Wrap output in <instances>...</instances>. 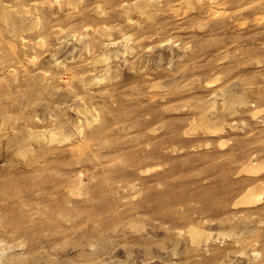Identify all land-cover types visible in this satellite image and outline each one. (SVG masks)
Wrapping results in <instances>:
<instances>
[{
  "label": "rangeland",
  "instance_id": "1",
  "mask_svg": "<svg viewBox=\"0 0 264 264\" xmlns=\"http://www.w3.org/2000/svg\"><path fill=\"white\" fill-rule=\"evenodd\" d=\"M0 264H264V0H0Z\"/></svg>",
  "mask_w": 264,
  "mask_h": 264
}]
</instances>
